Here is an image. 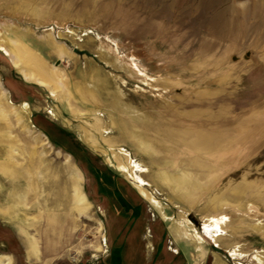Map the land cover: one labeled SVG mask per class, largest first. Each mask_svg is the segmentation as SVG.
<instances>
[{
  "label": "rangeland",
  "instance_id": "374dc122",
  "mask_svg": "<svg viewBox=\"0 0 264 264\" xmlns=\"http://www.w3.org/2000/svg\"><path fill=\"white\" fill-rule=\"evenodd\" d=\"M0 43V264H264V0H0Z\"/></svg>",
  "mask_w": 264,
  "mask_h": 264
},
{
  "label": "bare ground",
  "instance_id": "6f19581e",
  "mask_svg": "<svg viewBox=\"0 0 264 264\" xmlns=\"http://www.w3.org/2000/svg\"><path fill=\"white\" fill-rule=\"evenodd\" d=\"M16 40H13V39H11V42L12 43H16L15 42ZM4 43V42H3ZM7 44V43H6ZM0 45L2 46V44L0 43ZM4 46V45H3ZM9 46V45H8ZM19 47V46H18ZM10 48V47H9ZM8 49V48H7ZM23 52V53H22ZM9 53L11 54V57H13V61H14V63H15V65H18V60L20 59V55H22V54H24V51L22 50V49H16V48H11L10 50H9ZM28 57L30 58V61L33 63V64H35L37 67H39L40 69H42L43 68V65H42V63L39 61V59L35 56V55H32L31 53H30V51L28 52ZM24 77L26 78V79H28V80H33V81H36V82H38V83H41L42 85H45V86H50V83L49 82H46L43 78H39V77H37V76H35V75H33V73H31V72H26L25 70H24ZM58 82V81H57ZM54 88H56V87H52L51 89H52V91L54 92L55 91V89ZM10 161L9 160H7V159H4V161H2V162H0V168H3L4 166H6V168H4V169H6V170H8L9 172L8 173H11V174H13L14 172H16V169H15V167H13V166H11L10 165V163H9ZM8 165H10V168L8 167ZM64 184V183H63ZM71 188V185L70 184H68L67 186H62V184H61V187H59L58 188V191L57 192H59L60 190L62 191L63 190V194L66 196L68 193H69V189ZM13 191H11L12 193H9V195H10V197L12 196V195H15L16 194V192H17V190L19 189V187L18 186H13ZM76 191V193H75V197H76V201H79L80 202V196H79V193L77 192V190H75ZM144 194L145 195H147L146 194V192H144ZM74 197V196H73ZM12 198V197H11ZM7 201H9V200H7ZM15 201V200H14ZM11 203V202H10ZM8 204V203H7ZM13 205V204H12ZM17 205H20V203L19 204H17ZM17 207V206H16ZM6 207H2V208H0V209H3L5 212H6V214L7 213H10V209H12V208H10V205L8 206V208H6ZM20 208V207H19ZM16 209V208H15ZM18 209V208H17ZM13 213V212H12Z\"/></svg>",
  "mask_w": 264,
  "mask_h": 264
},
{
  "label": "crops",
  "instance_id": "0c3cea01",
  "mask_svg": "<svg viewBox=\"0 0 264 264\" xmlns=\"http://www.w3.org/2000/svg\"><path fill=\"white\" fill-rule=\"evenodd\" d=\"M261 63H263L264 64V60H261ZM127 215L129 214V213H126Z\"/></svg>",
  "mask_w": 264,
  "mask_h": 264
}]
</instances>
